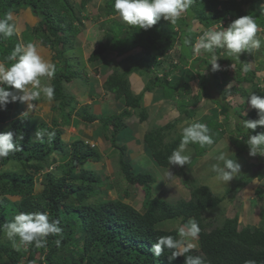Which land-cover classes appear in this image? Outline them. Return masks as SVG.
<instances>
[{
	"label": "trees",
	"instance_id": "obj_1",
	"mask_svg": "<svg viewBox=\"0 0 264 264\" xmlns=\"http://www.w3.org/2000/svg\"><path fill=\"white\" fill-rule=\"evenodd\" d=\"M112 2L113 0H108L100 8L101 16L105 20L116 16L112 10ZM86 4L87 0H0V18L8 12L14 17V13L21 8H30L35 16L39 12L42 16V20L33 27L25 26L23 33L29 34L30 37L25 38L21 34L20 40L16 33L8 40L0 42V62L10 66L11 62H7L5 58L16 44H26L38 38L36 40H39V45L53 52L54 57L65 69L67 64L62 55L73 47L74 37L77 36L78 31L72 27V21L76 20L75 12L83 9ZM262 5L264 0H195L193 6L175 25L176 28L178 26L177 31H174L163 19L148 31L127 26L117 16L110 20L111 24L115 25V30L109 23L104 35L109 37L113 47L123 38V46L118 47L121 51L117 56L124 57L120 63L125 65L115 66L103 84L105 92L111 93L122 107L120 112L103 117L106 121L104 124L106 126L111 124L113 128L111 138L105 136V139L118 153L117 163L121 176L127 182L126 185L132 186L135 194L139 192L143 196L142 211L120 199L90 203V199L97 196L100 187L104 185L101 176L86 169L89 163L101 160L99 152L85 146L80 140L70 144V148L63 149L58 136L50 142L47 137L38 139L36 132L41 129L46 131L47 128L45 126L40 129L38 122H42L41 119L33 121L31 117L23 115L11 118V103L5 109H0V132L13 131L14 140L16 136H23V140L17 141L22 145L23 151L0 159V226L20 212L46 211L50 219L60 221V226L64 230L59 247L54 243L58 237L49 236L46 247L29 246L26 250L14 246L13 242L0 231V264H169L167 256L171 255V251L166 250L164 255L155 257L151 251L152 244L162 235L177 236V230L160 229L164 221L179 220L184 225L190 219H195L201 228L196 240L205 264H245L247 260L264 264V184L260 183L264 179L262 171L257 172L252 180L248 179L237 188L236 193L229 188L222 195H217L213 194L207 185L199 184L189 188L188 199L174 201L168 199L167 190L161 192L158 188L162 185L163 174L159 176L160 184L155 188L157 173L153 176L149 171L136 172L133 163L125 157L124 147L119 146L116 140V137L118 138L119 134L127 129L129 125L127 119L131 116L136 117L138 122L148 118L143 99L146 94H153L156 90L161 91L160 93L157 91L159 98L162 94L165 100H174L178 111L185 116V119L190 120L192 118L188 117L186 110L188 104L194 101L193 107H198L201 101L211 97L210 92L214 88L223 87L220 97H215L216 101L212 99V102L219 106L220 113L216 114L215 111L209 121L217 117V123L219 115H226L228 111L230 114L234 106L240 107L241 111L235 112L227 120H232L234 117L241 120L257 119L256 110L247 107L245 111V103H239V100H244L248 94L244 85H253L256 91L257 70H250L247 74L242 72L243 64L249 63L247 56L251 57V55L241 54V61L237 62L226 56L222 49H217V55L222 58L218 63L223 70L212 72L211 65H207L209 54L192 57V48L198 34L192 31L191 23L196 20L198 21L195 23L196 26L202 25L207 29L224 22V26L227 27L236 18L249 14L256 18L262 29L261 39L264 40ZM227 17L228 19L225 20ZM112 34L114 37L111 36ZM143 40L146 44L141 46ZM185 40H189L190 43L185 44ZM109 45L110 43L98 42L97 47L88 57V62L91 64L99 62ZM176 45L179 47L180 57L185 66H188L187 61L190 60V71L184 74L183 69L179 68L181 75L175 83L167 77L160 79L156 74L149 76L156 59L164 56ZM137 48L143 51L141 57L134 55L135 50H140ZM262 59L258 62V67L263 65ZM230 65L233 66L232 69ZM69 69L68 74L58 70L59 72L50 81L51 86L55 88L53 100L58 101L51 106V111L59 109L62 113L59 118L57 117L58 119L52 118L51 123L59 120L61 124L62 115L70 119L72 113H76L82 121L91 124L97 117L86 107L76 110L75 99L65 92L63 83L78 75L72 67ZM230 70H233V75L229 73ZM192 73L196 76V81L193 80ZM132 74H138L146 79L144 87H141V91L136 94L130 88L129 77ZM85 83L88 89L96 86L90 82ZM230 83H234L230 85L231 88L227 87ZM180 103H184L181 108ZM178 121L180 120L176 119L175 123ZM234 121L238 122L236 119ZM175 126L174 123H169L158 131L147 132L143 137L145 154L160 169L169 168L167 158L180 143V134H175L178 136L174 138L168 133ZM237 126L235 130L240 131L238 134L240 141H245L248 135L264 131L258 127L255 131L246 132L239 125ZM219 134H214L216 143L222 138L217 140ZM194 147L196 151L194 162L197 157L202 158L210 149V146L201 148L199 145H194ZM235 153L239 152L235 150ZM55 155L60 156V160L55 158ZM58 161L61 164L54 166ZM192 161L191 159L190 165ZM248 164L257 165L253 162ZM50 166H54L52 172L47 171ZM40 173L42 174L41 189L35 193L37 182L35 176ZM258 184H261V187H258ZM248 188H251L248 197H254L259 205H262V208L261 205L259 208L263 223L261 227L245 225L239 229V213L236 210L232 212L233 216L224 219L220 227L213 226L211 221H205L206 213H214L229 196L236 200L237 194ZM189 254L195 255L192 252ZM171 264H184V257H178Z\"/></svg>",
	"mask_w": 264,
	"mask_h": 264
},
{
	"label": "clouds",
	"instance_id": "obj_2",
	"mask_svg": "<svg viewBox=\"0 0 264 264\" xmlns=\"http://www.w3.org/2000/svg\"><path fill=\"white\" fill-rule=\"evenodd\" d=\"M194 3L195 0H113L112 10L119 18V20L127 26H130L132 28H138L139 30L148 31L152 29L153 26H155L159 21H161V19L168 22L169 25H176L178 21L182 18V16L189 11V9L193 6ZM102 6L97 8V15ZM218 9L220 10V8ZM22 15L30 19L31 21H34L33 25H31L30 21V24L26 22L25 26L27 27H33L42 20L40 12L39 14H36L37 16H35L30 8L23 9L20 12H18L17 10V12L14 13V17L11 12L6 13L3 18H0V42L8 40L9 38L13 37L16 33L21 36L22 32H16V26L12 21L16 20L17 23L20 22L19 19L23 18ZM16 16H19V18L16 19ZM31 17L33 18L31 19ZM75 18L76 20L72 21L73 28L77 29L78 31L89 30L87 29V27L91 26V22L93 20L89 16L88 11L78 9V11L75 12ZM227 19L228 17L225 20ZM102 22V20L101 22L97 21L98 25ZM192 22L196 23L198 21L193 20ZM199 27H202L204 29L200 32L193 31L194 33L198 34V37L196 39V43L193 45L192 48V52H194V55L192 57L195 58L201 53V51L206 54H209L210 59L208 60L207 65H211L212 72L223 70L220 63H218V61L222 58L217 55V49H222L223 53H225L226 56L232 58L237 62L241 61V54L254 56L257 53L260 54L261 52H264V40L261 39L263 38L261 32L262 29L258 25L256 18L252 15L248 14L238 17L234 21H232L227 27L224 26V22L207 29L202 25H199ZM175 31H177V28H175ZM20 36L19 39L21 38ZM36 39L34 38L33 41ZM36 41L39 44V40ZM74 42H76L75 37ZM188 43H190V41L185 40V44ZM97 44L90 49L91 52L97 47ZM39 46L35 42H28L26 44L17 43L16 46L5 58L7 62H11L10 66H6L5 63L0 62V109H5L9 103H15L19 101L22 104H27V111L21 113V115L27 116L29 112L36 109L37 105L35 102L40 100L42 97L45 98L46 101L50 102L51 106L57 104L58 101L53 100L55 96V88L50 84V81L55 77L56 74V66L54 63L51 62V60L56 62V58L54 57V53H51L50 51L49 53L52 54L51 60L45 58V56L42 55V51ZM176 48L177 49L174 48V52L175 54L178 53L179 56L175 57V54H171L173 64H168V68L166 69L164 59H157L155 66L151 67L148 75L151 76L156 74L157 76H159L160 79L167 77L168 80L172 81L173 78L180 75L181 72L179 71V68H182L183 70H189L188 66L182 67V64L177 65L175 63L181 60L179 47L177 45ZM135 51V57L142 56V49ZM248 57L249 56H247V58ZM114 58L115 60H110L109 58H105L103 56L99 62L88 64H91L93 67L97 68L96 71L98 73V76V64L101 65L102 63H104V60L109 59L108 64H110V75L115 66H117L118 64L120 66L122 64L120 62H122L121 60L124 57L119 58L115 54ZM111 61H115V64H111ZM206 67L204 69V73L206 72ZM230 67L233 68L232 65H230ZM252 68V63H244L242 67V72L244 74H247L250 70H252ZM77 72L78 76H74L71 80L78 77L81 78L83 76L80 75L79 71ZM260 72L264 71L260 70ZM108 76L106 77V79L108 78ZM84 77L85 82H89L85 74ZM44 81H47V83ZM230 85L231 83L227 87H230ZM258 87V85L255 86L256 90H258L255 91L254 86L251 85L252 90H249V93L246 89L248 95L245 96L246 103L252 109L256 110L258 118L241 120L234 117V119L238 121L239 126L246 132H249L250 130L255 131L258 127L264 129V90H261V88ZM206 101L208 100L206 99L205 101H203V107L207 108L204 111V114L208 115V113L210 114L211 110H215V107L217 106L213 102L207 105ZM76 102L77 100H75L74 104H76ZM169 111L175 113L176 115L179 114L176 108L171 105L169 106ZM218 112L220 113L219 108ZM51 113L53 115L54 111H51ZM75 116L78 117L76 113H72L69 120L73 121ZM221 117L222 115L220 114V121H223L224 119L223 117L221 119ZM31 118L41 119L40 117ZM79 118L80 117H78V119ZM101 118L102 117H97L95 121L100 124ZM94 122L91 124H94ZM45 123H48L49 126H52V124H54L53 122L51 123V121ZM74 124L72 126L76 130ZM70 127L71 126H69L67 130H69ZM55 128L56 129L54 132H46L43 130L38 131L36 132V137L38 139H42L45 135H47L49 139L55 138L57 136L61 139L62 136L57 133L61 128H59V126H56ZM112 130L111 134L107 137L111 138ZM67 136L69 137L68 140L70 141L71 137L69 135ZM119 137L120 136H118V138L116 137L117 141ZM18 140H23V136H16L14 140L13 131L7 130L0 132V159L7 158L10 156V154L23 151L22 145L17 142ZM77 140L82 141L85 146H88L91 149H96L98 151V146L94 140H85V138H83L82 136H80V139L77 138L75 141ZM102 140L104 142H108L105 139V136H100V141ZM73 142L70 141L67 147L70 148L69 145ZM244 142L248 146V154L250 156L255 157L259 155L264 158V131L257 132L255 135H248V138ZM108 144L109 149L112 150V152H115L118 158L117 151L110 147L109 142ZM216 144L217 143L214 140V134L206 123L194 120L190 123H187L186 125L180 126V143L178 147L174 149L171 155H169L167 158L169 169H171L172 166L182 168L191 162L192 157L190 152L188 151L189 145H199L201 148H206L210 146L211 149ZM122 145L123 144L119 143V146L122 147ZM229 152V149L221 150L218 152V154L213 157L214 162L211 163L210 166L209 164L203 165L202 169H204L208 173V175L214 177V180L217 185L222 186L229 184V182L236 178L237 175L240 173V164L237 162L236 158L234 159L229 155ZM126 153L125 155L129 159L130 156H127ZM99 154L101 157V153ZM54 166H56V164ZM86 168L88 167L86 166ZM117 169H119V166L117 167ZM198 169L200 168L198 167ZM88 170L92 169L89 168ZM175 174L177 175L178 173ZM189 174L190 173H188L187 176ZM119 175L121 176V174ZM172 176L173 174L168 170L167 176H163L161 183H163L165 179L171 181L170 178ZM101 179L103 180L102 176ZM102 182L104 184V188L100 187L99 192L102 191V193L104 194L106 193V191L110 192L114 190L110 178L109 184L107 185L108 187H105L106 185L104 183V180ZM182 182L186 183L187 181L182 180ZM187 189L189 191V188ZM130 194V187L125 184L123 194L121 195L125 200H120H122L124 203H127L125 201L131 200ZM134 195H137L135 198H140L139 192ZM116 199H119V196H117ZM127 204L131 205V203ZM169 225L171 224H166L165 227L161 226L160 229L165 231L176 230L167 229ZM0 231L4 233V236L8 240L13 242L14 246H17L18 248L22 247L26 250L29 246H34L36 248L46 247L47 238L49 236L58 237L57 239H55L54 243L57 247H59L62 242L64 230L60 226V221L58 219H50L49 214L46 211H35L20 212L16 214L10 221L5 222L2 226H0ZM200 232L201 228L199 226V223L195 219H190L186 225L180 226L177 229V236L162 235L157 237L156 241L152 244L151 251L153 252L155 257H160L164 255L166 250H170L171 255L167 256L169 264H171L172 261L176 260L178 257L181 256L184 257V264H205V261L200 256L189 254L196 246L198 247L196 239H198ZM194 240L195 243L192 242ZM245 264H256V262L254 260H247L245 261Z\"/></svg>",
	"mask_w": 264,
	"mask_h": 264
},
{
	"label": "rangeland",
	"instance_id": "obj_3",
	"mask_svg": "<svg viewBox=\"0 0 264 264\" xmlns=\"http://www.w3.org/2000/svg\"><path fill=\"white\" fill-rule=\"evenodd\" d=\"M107 1L108 0H87V4L85 5V7L82 10L88 11L89 16L93 20L91 22V26L87 27V29H89V30L77 31L76 34H78V35L75 37L76 42H74L73 48L71 50H66L63 53L62 58L67 64V65H65V69L63 68L64 66L61 65V62L59 63V61L56 58V63H55L56 73L60 71L63 74H68L69 70H70L69 68L73 67L74 70H77L80 72V75H83L81 78L80 77L74 78L70 82H64L63 83V87L65 88V92L67 94H70L75 100H77L75 106H76V109H79V110H80V108L86 107L89 110V112H92V106H94L93 104L95 102V101L93 102L92 99L102 96V93L99 92L100 89H97L96 87L93 86L92 87L93 90H92V88L89 89L88 93L93 91L94 95H92L91 93H90V95H92L94 97H91L92 98L91 99V98L87 97L86 94L82 97L83 89H86V90L88 89V86L85 83L84 74L86 75V78H88L90 83H96V84L100 83L99 86L102 85V87L104 84V82L102 80L103 78H101V77L98 78V76H97V74H98L96 71L97 68L93 67L91 64L90 65L88 64L89 62L87 61V58H88L91 50L90 49L89 50H86V49L81 50L85 38H87L86 39V41H87L86 46L91 47V48H93L99 41L103 44L110 43L109 48L107 49V51L105 50V52H104V57L109 58L110 60H115V58H114L115 54L120 55L121 50L118 47L123 46L122 45L123 38H121V41L119 42V44L115 45V47H117V48H115V47L111 46V40L109 39V37L108 36L106 37L104 35V31H105L106 27L109 25V23H110L111 27H113V30H115V25L111 24V21L113 19H115V17L109 18L108 20H105V18L103 16H101V11H99L98 15H97V8L102 6L103 4H105ZM23 9H25V8H21L20 10H18V12H20ZM19 16H20V14H19ZM19 16H16L15 18L18 19ZM95 18L98 22H101V20L103 22L99 23V25H98ZM19 20H20V22H18V23L16 21H12L16 26V32L17 31L22 32L21 34H22V36H25V38L30 37L29 34L23 33V31H24L23 29L25 27L26 20L27 21H30V20H28V18H26L25 16H23V18L19 19ZM30 23H31V25H33L34 21H30ZM170 26L175 31L176 26L175 25H170ZM177 28H178V26H177ZM191 29H192V31H196V32L203 31V28L196 26L195 22L191 23ZM111 36L114 37L113 34ZM136 37H138V35ZM78 40L82 43H79ZM142 44H146V42L143 40L140 43V45L142 46ZM137 49H141V48H137ZM175 49H177V48L175 47ZM172 53L175 54L174 49L168 50L164 56H160L157 58V59H160V58L164 59V64L166 66V69L168 68V64H173L172 63V56H171ZM204 54H206V53L201 51V53L198 56H201V55L203 56ZM42 55L46 56L47 54L42 53ZM50 55H52V54H50ZM193 55H194V52H193L192 56ZM178 56H179L178 53L175 54V57H178ZM248 58H249V63L253 64L252 70H254V69L257 70V72L255 74V82L261 88V90H264V72H260V70L264 71V63H263V65H260V67H258L259 66L258 59L259 58H260V60L262 58L264 59V52H261L260 54L257 53L256 55L251 56V57L249 56ZM263 59H262V61L264 62ZM231 60H232V58H231ZM105 61L106 60H104V62ZM187 62H188V67H190V62L189 61H187ZM110 63L114 65L115 61H111ZM175 63L177 65L182 64V67H186L185 64L182 63V60H179V62H175ZM107 64H108V62H107ZM98 65L100 66V64H98ZM124 65H125V63L124 64L122 63L120 65V67H122ZM233 65H234V63H233ZM109 66H110V64H108V67ZM187 71H190V70H183L182 73L184 72V74H185V72H187ZM229 73L231 75L234 74L233 70H230ZM192 75L193 74H191V76ZM76 76H78V75H76ZM188 76L190 77V74H188ZM178 78H179V76H176L175 78H173L172 83H175V81L178 80ZM193 80L194 81L197 80V78L194 75H193ZM145 82H146V79H145ZM232 84H234V83H232ZM130 88H132V91L136 90L135 82H132V83L130 82ZM229 88H231V86ZM244 88L247 89L248 92H249V90H252L251 86H248V85H244ZM214 89H216V90H214ZM214 89L210 92L211 97L207 99L208 101H206L207 105L211 104L212 99H214L215 97H217V98L220 97V92H222L224 90L223 87H218V88H214ZM256 91H258V90H256ZM158 92L160 93L161 91H158ZM159 93H157V94H159ZM247 95L248 94H246V96ZM231 97L233 99L234 95ZM111 99H112V94L109 92L106 93V96L104 98L102 97L103 102L110 101L106 107L110 111L112 110L111 106L113 105V103L111 102ZM155 100H156V96L154 97V101ZM41 101H43V97L36 102H41ZM214 101H216V99H214ZM193 103H194V101H191V103L188 104V106L186 105L188 117H190L192 119L194 117H198L201 114V112L204 113V111L207 109V108L203 107L204 106L203 101H201L199 103L198 108L193 107L194 106ZM239 103L243 104L244 100L240 99ZM245 103H246V98H245ZM245 105H246V108H245V111H246L247 107H250V106L247 103ZM47 106H49V104L40 105L35 110V113L41 114V115L46 114L48 110L44 111L43 107H47ZM179 106L181 108V106H184V103H180ZM218 107H215V110H211L210 114L208 113L207 116L214 115L215 111L217 114L218 113ZM240 111H241L240 107L237 108L236 106H234V109H232L231 113L229 114V111H228L226 115H222L224 120L220 121V118H219L218 119L219 121H217V123H216L217 117L213 121H209L210 119H207V120L201 119V120H203L202 123H206L209 126V128L211 129L213 134L218 135L219 133H221V134H219V137L217 138V140L222 136L226 137V138H220L217 143H220L223 140H225L224 150L229 149V151H230L229 155L234 159L236 158L237 162L240 164V173L237 175L236 178H234L232 181H230L229 184H227V185H222V186L217 185V183L214 180V177L213 176L211 177L210 175H208V173L204 169H202L203 165H206L205 162L208 163V162H212V160H213L214 156L212 154L210 156L208 155L209 150H207L206 156H203L202 158L197 157L196 158L197 160H195V162H194L195 152H196L194 145H189V147H188V151L190 152L192 160H193L192 165L188 164L182 168L177 167V166H172L171 169H169V168H167V170L160 169L152 163V161L150 160V158L148 157L147 154L137 156V157L133 158L132 161L129 158L128 161L133 163L134 170L136 172H139V171H143V172L147 171L148 172L149 171V173L152 174L153 176H154V174L157 173L158 180H157V184L154 186L155 188H157L160 184L159 176H161L162 174H163V176H167V172L169 170L173 174V176L170 178L171 181H168L167 179H165V181L162 183V185L159 186L158 188L161 192H163L164 190H167L168 199H172L174 201L177 199H183V198L188 199L189 198V191L187 188H192L194 185H199V184L207 185L212 190L213 194H217V195H222L223 192H225L226 189H229V188H232L231 190H233L236 193L238 191V190H236L237 188H239L241 185H243V183H245L248 179L252 180V178L255 176V174L257 172L254 173L253 168L258 166L259 164L264 165V158H262V156H259V155L255 156L256 159L253 162V164L257 163L256 166H251V165L247 164V162H246L247 157L250 156L248 154V152H249L248 146L246 145V143L244 141H240L239 135H238L240 131L238 132L237 130H235V127L237 125H239V123L238 122L236 123V121H234L233 118H232V120L231 119L227 120V118L229 116H232L235 112L238 113ZM61 114L62 113L58 109L57 111H54L52 116L54 118H57V117L59 118ZM222 117H221V119H222ZM76 118H77V116H75V119ZM32 119H33V121H36L35 118H32ZM62 119H63V123H61V124H60L59 120H56V123L52 124V126H49L48 123L44 124L45 121L42 120V122H38V125H39L40 129L46 126L47 127L46 132H54L56 129L55 128L56 126H59V128H61L64 125L57 132L59 135L62 136L61 145H62L63 149L67 147V145L70 141L73 142L77 138L80 139V136H82L81 132L82 133H88V134L92 133L93 136L95 137L94 141L96 142V144L98 146L97 149H98L99 153H101V161L89 163L88 165H86L88 167L86 169L91 168L93 171H95L97 173V175L102 176L104 183L106 185L105 187H108L107 185L109 184V178H110L112 186L114 187V190L110 191V193H104L103 194L102 191H100L98 196L92 197L90 199V203L91 202L97 203L101 200L111 199V198L116 199L117 196H119V199H124L121 195L123 194V190H124L125 184H127V182L125 181L124 177L119 175L121 172H119V169H117V167H118L117 154H115V152H112V150L109 149L108 142H106V141L104 142L103 140L100 142L96 141V140H98V138L96 137V136H98L97 134H99L101 136H107L108 133L111 132V130H112V128H110V127H112L111 124L106 126L104 124V123H106V121H105V119H103V117L100 119V124H98V125L84 122L81 120V118L76 119L75 124H74L73 121L69 120L68 118H65L64 115H62ZM130 120H131V118L127 119V121H130ZM184 120H187V119H185V118L182 119V121H184ZM47 121L49 122L50 119L47 118ZM65 122H67V123H65ZM190 122H192V120ZM190 122H189V120L184 121L182 123V125H186L187 123H190ZM219 123H221V124L219 125ZM73 124L75 125V128H76V134H73V133H75V130H72V132H70V130H67V128L69 126H72ZM42 130L43 129H41L40 131H42ZM178 134H180V132ZM67 135H69L71 137L70 141L68 140L69 137ZM177 136L178 135L174 136V138H177ZM44 137L48 138L47 135H45ZM179 137H180V135H179ZM51 139H55V138H51ZM51 139L48 138V142H50ZM85 140H89V139L85 138ZM119 143L123 144L125 146V149H127V151L129 150L128 143H130L131 146H136L135 142L132 139V136L128 135V134L121 135L117 141L118 145H119ZM234 149L239 152V153H237L238 154L237 156L233 155L232 150H234ZM59 157L60 156L55 155V158H58V160H60ZM125 157H126V155H125ZM251 159H253L252 156H251ZM213 162H214V160H213ZM58 164H61V162L58 161L56 163V166ZM14 167H16V166H14ZM198 167L200 169H198ZM53 168H54V166H50L47 168V171L52 172ZM8 169H9V167H8ZM261 171L264 174V167L260 170V172ZM175 173H178V174L176 175ZM188 173H190L188 175L189 177L187 176ZM181 174L184 176H182ZM41 176H42L41 173H40V175L35 176V178H37V182L35 185V193H37L41 189V178H42ZM189 179H191V180H189ZM182 180H186L187 182L184 183V182H182ZM260 183L263 185L264 179ZM261 184H258V187H261ZM129 187H131L130 191L133 193L130 194L131 200L125 201L127 203H131L132 199L133 198L135 199V197L137 196V195H134L135 189L132 186H129ZM102 188H104V186ZM159 190H157V191H159ZM250 190H251V188H248V190H246V191L240 190L241 193L239 195L237 194L236 200H234L233 197H230V196L227 197L224 200V202L219 207H217V209L214 211V213H211V214L206 213L204 215L205 221L206 222L211 221L213 226H219L220 227L223 224L224 219L233 216L232 212L236 210L239 213V229L245 225L261 227L263 223L261 222V218H260V213H261L259 210L260 205L254 199V197H252V196L248 197V195H250L249 193H251ZM12 199H15V198H12ZM142 199L143 198L140 195L139 200L141 202H142ZM164 222H162V223H164V224H162L163 227H165L166 224H172V225H169L167 227V229H176L177 230L180 226H183L179 220L172 221V222H170V221H164ZM184 225H186V224H184ZM192 242L195 243V240ZM192 253L195 254L196 256H200L202 258V254H201V252L197 246L192 250Z\"/></svg>",
	"mask_w": 264,
	"mask_h": 264
},
{
	"label": "crops",
	"instance_id": "obj_4",
	"mask_svg": "<svg viewBox=\"0 0 264 264\" xmlns=\"http://www.w3.org/2000/svg\"><path fill=\"white\" fill-rule=\"evenodd\" d=\"M262 6L264 7V5H262ZM32 18L33 17H31V19ZM28 20H30V19H28ZM14 21H16V20H14ZM26 22L29 23V21H27V20H26ZM23 30H25V27H24ZM19 36L20 35L18 34V37ZM260 38H261V35H260ZM86 39L83 42L81 50L82 49H86V50L91 49V47H87L86 46V44H87ZM32 42H35L39 46V44H38V42L36 40H34ZM78 42L82 43L79 40H78ZM39 47L41 48L42 53L47 54L45 56V58L51 60L52 57H50L51 56L50 53H49L50 50L42 48L41 46H39ZM258 61L260 62V58L258 59ZM51 62L54 63V64L56 63V62H54L52 60H51ZM107 62L109 63V59H107L104 63H102L99 66V68H98V71H99L98 78H100V77L103 78L102 79L103 82L105 81L106 77L110 73V67L107 66L108 65ZM261 71H263V70H261ZM180 75H181V73H180ZM44 82L47 83V81H44ZM130 82L131 83L135 82L136 90H133V92L136 94L139 91H141V87H144L145 77L143 78V76H140L138 74H132L129 77V83ZM91 84H95L96 85L95 87L97 89H100L99 92L102 93L101 97H97V98H93L92 99L91 97H94V96H92V95H94L93 91L88 93L89 89H87V90L83 89L82 97L86 94L87 97H89V98H91L93 100V102L95 101L94 104H93L94 106H92V114L93 115H95L97 117H109V116H111V115H113L115 113H118V112H120L122 110L121 105L119 104V102L115 101V99L113 98V95H112V99H111V102L113 103V105L111 106L112 110L111 111L108 110L106 107H107V105L109 104L110 101L103 102L102 97L104 98L106 96V93L104 92L102 85L99 86L100 83H98V84L91 83ZM157 91L158 90H156L155 93H153V94H146L144 99H143V106L145 107L146 111L148 112V118L145 121H143V122H138L136 117H131V120L127 121L128 124H129L127 129L119 134V136L126 135V134L131 135L133 141L135 142L136 146H131V144L128 143V148H129L128 151H127V149H125V146L122 145V147H124V149H125V153L127 152L126 153L127 156H130L131 159H133V158H135L137 156L145 155V151H144L142 143H143V137H144V135L147 132H149V131H158L159 129H161L162 127L166 126L167 124L174 123L176 126L173 128L172 131L168 132L173 137L175 134H178L180 132V126L182 125V123L184 121H188V119L182 121V119H184L185 116L183 114H181L180 111H178L177 103H175L174 100H165L163 98L162 94H160L161 98H159V96H158L159 94H157L158 93ZM90 93L92 95H90ZM155 96H156V100L154 101V97ZM45 101H46V99L43 98V101L35 102V103L37 105L36 109L40 105L49 104V106L43 107L44 111L48 110L46 114H44V115L36 114L35 113L36 109H35V110H32L31 112H29V114L27 116H29V117H40L41 120H44L45 122H48L47 118H49L50 121H51V118L53 117L52 113H51V103L48 102V101H46V102ZM170 105L176 108V110L179 113L178 115H176L175 113L169 111V106ZM25 111H27V104L26 103L22 104L19 101L15 102V103H11L10 117L11 118H15V117H18V116H22L21 113H23ZM206 116H207L206 114L201 112V114L198 117H194L193 119H190L189 122L191 120L192 121L197 120L199 122H202L203 120L209 119L210 116H207V117ZM76 119H78V117ZM76 119L74 118L73 122H75ZM176 119H179L180 121L175 123ZM201 119H203V120H201ZM94 124L98 125L99 123L97 121H95ZM69 130H70V132H72V130H75V129H74L73 126H71ZM127 130H128V132H127ZM73 134H76V130H75V133H73ZM81 134H82L83 138L95 140L94 139L95 137L93 136L92 133L88 134V133H82L81 132ZM110 134H111V132H109L107 136H109ZM97 135H98V136H96L98 138L97 141L100 142V136L101 135H99V134H97ZM222 138H226V137L222 136ZM224 144H225V140H223L220 143H217L214 147L209 149V151H208L209 154L208 155L210 156L212 154L213 156H215L216 154H218L219 151L224 150ZM232 152H233V155L237 156V154L235 153V149L232 150ZM206 154L204 156H206ZM252 158L253 159H251V156L247 157V161H246L247 164L254 162L255 157H252ZM211 163H213V160H212V162H208V163L205 162V164H209V166L211 165ZM119 172H121V170H119ZM106 193H110V192L106 191ZM140 195H141V193H140ZM142 198H143V196H142ZM131 206L134 207L135 209L139 210V211H142V202L139 200V198H135V199L133 198L132 202H131ZM261 208H262V206H261Z\"/></svg>",
	"mask_w": 264,
	"mask_h": 264
},
{
	"label": "water",
	"instance_id": "obj_5",
	"mask_svg": "<svg viewBox=\"0 0 264 264\" xmlns=\"http://www.w3.org/2000/svg\"><path fill=\"white\" fill-rule=\"evenodd\" d=\"M263 167H264L263 164H259L258 166H256V167L253 168V172H254V173H255V172H259Z\"/></svg>",
	"mask_w": 264,
	"mask_h": 264
}]
</instances>
